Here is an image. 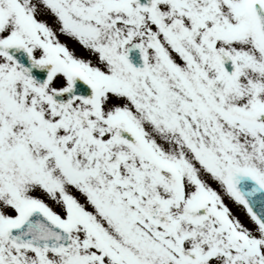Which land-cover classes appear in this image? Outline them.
<instances>
[{
  "label": "snow or ice",
  "instance_id": "6c2138e0",
  "mask_svg": "<svg viewBox=\"0 0 264 264\" xmlns=\"http://www.w3.org/2000/svg\"><path fill=\"white\" fill-rule=\"evenodd\" d=\"M0 264H264V0H0Z\"/></svg>",
  "mask_w": 264,
  "mask_h": 264
}]
</instances>
